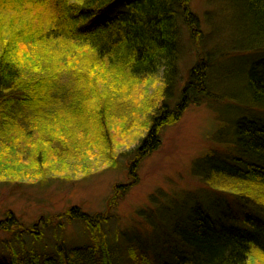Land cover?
<instances>
[{
  "label": "trees",
  "instance_id": "trees-1",
  "mask_svg": "<svg viewBox=\"0 0 264 264\" xmlns=\"http://www.w3.org/2000/svg\"><path fill=\"white\" fill-rule=\"evenodd\" d=\"M224 5L241 11L239 24L249 47L246 50L262 51L264 0H225ZM183 26L191 39H201V21L192 9V0H0V173L8 160L15 162L11 149L16 150L15 144L1 135L18 133L28 139L32 133L33 137L41 133L35 132L37 123L60 111L59 100L67 105L62 98L68 79L75 84L69 96L70 112L81 118L85 113L83 124L93 120L98 136L107 141L106 103L115 107L117 99L109 98L107 85L115 80L134 87L162 75L156 91L146 98L149 115L144 126L148 129L135 147L122 151L135 180L143 159L160 148L163 128L179 122L194 100L211 95L208 79L212 63L201 56L189 69L174 106L168 103L179 75ZM77 61H84L85 73L74 65ZM245 91L249 105L264 109V59L252 66ZM87 101L95 106L88 109ZM232 136L233 157L208 153L197 161V170L214 160L207 171H200L214 189L232 191L239 197L253 196L256 188L264 193V122L258 117L239 118ZM64 139L35 137L29 145L33 153L29 164L37 165V172H45V148L62 158L68 143ZM207 172L210 176L206 177ZM118 187L105 212L91 214L75 206L45 218L60 224L63 219L80 221L91 241L76 245L60 240L53 249L32 248L24 253L12 249L10 261L0 264H264L263 214L244 212L238 218L220 213L217 217L198 203L189 214L172 220L171 229L179 243L176 248H169L159 259L131 246L125 255L102 235L103 225L130 186ZM0 229L13 235L27 233L35 241L43 237L41 226L26 227L11 211L0 220Z\"/></svg>",
  "mask_w": 264,
  "mask_h": 264
},
{
  "label": "rangeland",
  "instance_id": "rangeland-1",
  "mask_svg": "<svg viewBox=\"0 0 264 264\" xmlns=\"http://www.w3.org/2000/svg\"><path fill=\"white\" fill-rule=\"evenodd\" d=\"M224 2L192 0V9L201 21L202 36L200 40L191 39L183 26L179 75L168 103L174 106L188 79L189 69L201 56L212 63L209 82L215 97L200 96L189 105L179 122L163 128L161 146L140 163L136 182L129 174V159L122 151L135 147L148 129L144 126L149 115L146 98L156 91L162 75L134 87L115 80L107 85L109 98H117L113 101L115 107L106 103L107 141L98 136L99 128L93 120L83 124L85 113L81 112L84 115L81 118L70 112L72 98L69 96L75 85L71 79L66 82L68 86L62 98L67 105L64 107L59 100L60 111L51 119L37 123L35 132L41 133L34 137L32 133L28 139L18 133L1 135L5 141L15 144L16 150L11 149L15 162L8 160L2 168L6 169L0 173V220L11 211L26 227L41 226L43 237L35 241L27 233L13 235L0 229V262L10 261L12 249L24 253L32 248L53 249L60 240L76 245L91 241L84 223L63 219L60 224L45 218L75 206L91 214L105 212L116 186L130 187L118 199L113 215L103 225L102 235L125 255L131 246L138 253L159 259L169 248H176L178 242L171 229L172 220L178 221L181 215L189 214L194 203L217 217L220 213L238 218L244 212L264 215L262 190L256 188L253 196L244 194L245 198H240L232 191L214 189L200 173L207 171L214 160L200 165L197 170V161L208 153L233 157L232 131L237 119L258 117L264 122L263 108L242 103L247 99L248 73L254 63L264 59V53L246 50L249 47L239 24L241 11L230 9ZM74 65L79 71H87L84 61L74 62ZM85 89L90 92L88 84ZM86 104L88 109L95 106L88 101ZM40 135L41 140H69L64 139L68 143L61 152L62 158L57 159L48 146L45 148L43 173L37 172V165L29 164L33 156L29 145ZM56 143L60 145L59 140ZM34 153L38 154L36 145ZM5 258L7 260H1Z\"/></svg>",
  "mask_w": 264,
  "mask_h": 264
},
{
  "label": "bare ground",
  "instance_id": "bare-ground-1",
  "mask_svg": "<svg viewBox=\"0 0 264 264\" xmlns=\"http://www.w3.org/2000/svg\"><path fill=\"white\" fill-rule=\"evenodd\" d=\"M264 48V47H263ZM262 51H263V53H264V49H262ZM209 80V79H208ZM211 86H213L212 84L210 85V82L208 81V87H209V90H210V96L209 97H215V95H214V93H213V91H211ZM204 96V95H203ZM205 97H208V96H205ZM217 97H219L218 96V94H217ZM247 100V99H246ZM238 102H242V101H238ZM242 103H247L246 101H243ZM247 118V117H246Z\"/></svg>",
  "mask_w": 264,
  "mask_h": 264
}]
</instances>
